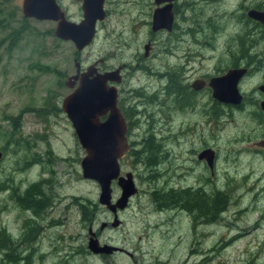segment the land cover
Masks as SVG:
<instances>
[{"label":"rangeland","instance_id":"374dc122","mask_svg":"<svg viewBox=\"0 0 264 264\" xmlns=\"http://www.w3.org/2000/svg\"><path fill=\"white\" fill-rule=\"evenodd\" d=\"M58 1L69 20L77 22L80 19L77 1ZM110 1L112 8L109 16L97 25L96 36L92 42L75 56V48L71 42L53 36L52 21L22 17L21 0H0V229H3L8 237L6 241H0V247L6 248H1L0 252L9 250L12 256H15L14 262L8 263L5 257L0 255V264H131L127 257L115 256L111 260L90 254L82 256L80 252L75 251L84 243L82 236L88 227L86 223L94 217L96 224L93 227L96 228L101 220H111V214L96 202L97 183L80 176L78 161L83 155V150L69 121L62 111L52 109V106L57 104L60 107L62 96L70 92V88L64 87L62 83L67 76L74 73V59L81 67L104 55L117 60L140 48L145 40L148 25L135 28L137 21L143 18L149 0ZM224 8V11H216L210 5L201 9L197 5L190 13L203 12V17L191 15L190 19L205 21V16L217 12L216 22L220 26L216 38L218 43L226 36L243 34L244 26L236 23L234 14L230 13L231 5L228 1ZM165 37L166 35L162 36L163 39ZM156 61L161 64L165 60L157 58ZM207 66L211 65L207 63ZM258 80L259 78L251 80L245 88ZM140 84L142 81L135 80L131 85L135 89L134 87ZM39 108L46 112L37 115L33 110ZM52 112L55 114H50ZM16 115H21L19 132L22 134L44 131V138L48 140L51 152L48 151V146L43 145L49 158H45L42 166L46 168L51 165L55 177L49 185H42L46 192L48 188L51 189L50 195L54 197L52 202L55 199L57 207L49 214L43 212L46 217L29 231H26V227L21 229L19 226L28 225L25 220L31 215L16 204L14 197L21 194L24 187L39 175L46 177L48 174L45 171L39 173L38 166L29 171L17 168L21 165V158L26 150L22 146L17 149L12 144L16 139L11 135L7 118ZM42 116L45 123L39 122ZM223 122L220 141L221 147L225 149L230 148L228 143L235 135L253 128V123H249V119L241 112H234ZM142 128L140 123L134 135L139 134L140 130L141 134L133 135L130 139L139 142L140 137L145 136ZM207 140L209 141L208 138ZM191 142L189 140L188 144L185 142L178 148H172L163 139L160 151L161 154L172 148L175 158L183 162L182 170L178 172L184 174L180 183L185 186L196 183V173L202 172L206 177H211L202 163L194 164L184 160L188 157L186 149L190 148ZM197 144V141H194V145ZM246 144L248 143L243 142L236 147L242 148ZM134 148L138 149L139 146ZM140 154L142 156V153ZM190 157L194 160V155L191 154ZM167 161L165 155L162 164L154 167L160 175L149 184L145 179V172L149 168L144 170L143 162L135 164L132 156L128 154L119 159L120 172L133 173L137 193L131 197L124 210L117 211L121 224L119 229L112 233L115 242L125 244L129 250L133 248L131 246H140L146 263H151L154 259L162 262L167 257L171 258L167 264H264V162L258 158L250 160L248 155L243 153L233 162H220L217 165L216 181H211L204 187L205 198L200 203L205 204V200L210 203L217 193L225 196L226 204L217 218L205 222L204 218L192 220L191 212L157 213L151 206L148 198L151 186L168 189ZM192 167L194 170L191 171ZM152 170L151 168L149 171ZM190 171L191 174L186 177L185 174ZM7 184L10 185L6 186ZM35 188L36 186L33 187ZM111 188V196L116 198L119 189L114 181ZM86 200L94 206L90 207ZM78 202L87 204L90 210L86 215L87 219L82 223ZM195 214L196 212L193 213ZM40 224L44 232L34 240V230ZM30 243L32 248L25 262L23 252L28 250Z\"/></svg>","mask_w":264,"mask_h":264},{"label":"flooded vegetation","instance_id":"af4514ba","mask_svg":"<svg viewBox=\"0 0 264 264\" xmlns=\"http://www.w3.org/2000/svg\"><path fill=\"white\" fill-rule=\"evenodd\" d=\"M75 1L79 3V20H81L82 0ZM227 1L231 5L230 13L234 14L237 24L244 26V30L243 34L226 36L218 43L216 38L218 37L220 26L216 22L217 12L205 16V21H202L190 19V16L203 17V12L201 14L190 13V10L195 9L197 5L200 6V9L203 6L210 5L216 11H224ZM55 2L63 11L64 17L69 20L59 1L55 0ZM164 4L165 2L155 4L154 0H149L148 8L144 12L143 18L141 17L137 21V27L135 28L138 29L139 26L142 28L148 25L145 31V40L140 48L129 52L127 57L112 60L110 59L111 57H107L108 55H104L92 60L85 67H81L79 62L74 59L73 66L76 61L79 64L80 72L86 70L90 65L98 73L115 71L113 78L117 79V82L108 81L107 84L115 86L116 107L125 123L128 150L123 157L128 154L132 156L135 164L141 163L140 153L145 148V142L148 139L149 144L152 143L154 149L156 151L159 150L155 168L162 164L164 156L167 155L166 181H168V189L175 191L183 189L198 190V193L201 192L202 197L205 198L204 187L207 186V183L210 184L211 181H216L215 171L220 162L228 164L243 153H246L250 160L258 158L264 162V144H262L264 140V0H239V2L237 0H171L169 1L171 13L169 29H153L152 13L156 8ZM110 8H112L110 0H101L103 17L95 20L94 34L89 43L96 36L97 25L105 17L109 16ZM249 10L260 12L262 20L248 16L247 12ZM145 16L150 20H145ZM189 21H191L190 24H188ZM53 23L52 34L56 24L55 22ZM143 23L144 25H142ZM163 35H166L165 39L162 38ZM53 36L60 40L71 42L54 34ZM109 37L111 36L109 35ZM88 44L80 50H76L74 47L75 56H78L79 51ZM157 58H164V63L159 64L156 61ZM207 63L211 66L208 67ZM232 71H237L238 73V76L235 75V78H233V82L239 95V100L237 102L234 100H219L212 95L210 84L214 79ZM255 78H259V80L252 86L245 88ZM135 80L142 81V84L133 89L131 84ZM62 84L64 86V81ZM52 109L57 111V105L55 108L52 106ZM33 111L37 115L46 112L40 108ZM234 112H241L245 118L249 119V123H253V128L238 136L235 135L228 143L230 148L225 149L221 147L220 132L224 123L223 120L230 118ZM50 114L55 113L52 112ZM20 116L16 115L7 118L11 127V135L15 136L16 139L13 140L12 144L17 149L22 146L26 150V153L21 158L22 163L17 168L29 171L32 167L38 166L39 173L45 171L48 174L46 177L39 175L38 178L32 180L24 187L21 194L14 197L16 204L31 215L30 217L27 216L25 220L28 225L23 226L21 224L19 226L21 229L26 227V231H29L33 230V226L38 221L46 217L43 216V212L49 214L53 208L57 207V202L55 199L52 202L54 197L50 195L51 189L48 188L46 192L43 190L42 185H49L48 183L55 178L51 165L46 168L42 166L47 157V151L43 145L48 146L49 142L44 138L43 130L24 134L19 132ZM103 118L101 117L100 119L102 120ZM39 122L45 123L43 116L39 119ZM140 123L143 125L142 131L145 136L142 135L140 141L136 142L130 137L135 134V130L139 128ZM140 134L141 130L139 134L136 133L134 136ZM163 139L172 148H178L179 145H183L185 142L188 144L189 140H191L190 148L186 149L188 157L184 158V160L192 161L194 164L202 163L209 171L211 177H206L202 172L196 173L194 174V182H196H193L194 185H182L180 181L184 174L178 171L182 170L183 162L175 158L172 148L160 154ZM194 141H197L198 144L194 145ZM21 142L22 144H20ZM243 142L248 144L242 148L236 147V145ZM136 145L139 146L138 149L134 148ZM206 148L211 150L210 166L204 157H197V154ZM48 151L51 152L49 146ZM191 154L194 155V160L190 157ZM154 158L151 157V161H154ZM192 170H194V167H192ZM191 171L185 176H189ZM8 185L10 184L6 186ZM34 186H36L35 189H33ZM87 202L90 207L94 206L86 200ZM82 205L83 211L81 210L80 223L87 219L83 215L85 209L87 212L88 206L83 203ZM184 211L176 210L174 213ZM108 213L110 215L109 211ZM110 216L112 217V215ZM109 219L101 220L98 223L99 225L102 222L106 223L102 228H99V225L94 228L93 226L96 224L94 221L96 220L92 217L86 223L88 227L86 228V233L82 236L84 243L80 247L78 246L75 251L80 252L82 256L90 254L98 257H107L111 260L115 256L127 257L131 264H167L170 262L171 258L166 257L162 262L159 259H154L151 263H146L140 246H131L133 248L130 247L131 250H129L125 244L116 243L112 233L119 229L121 223L112 227L109 225ZM31 222H34L33 225L28 227ZM42 228L41 224L36 227V230H34L36 235L32 239L35 240L37 236L43 234L44 228ZM89 230L99 244L114 245L120 249L108 254L90 252L86 246ZM104 234L105 236H103ZM30 248H32L31 243L28 250L23 252V261L25 262L29 258ZM136 251H138L137 254Z\"/></svg>","mask_w":264,"mask_h":264},{"label":"water","instance_id":"95a60500","mask_svg":"<svg viewBox=\"0 0 264 264\" xmlns=\"http://www.w3.org/2000/svg\"><path fill=\"white\" fill-rule=\"evenodd\" d=\"M169 1L171 0H154L155 4L162 2L165 4L152 13L153 29H169L171 21ZM81 11L82 18L76 23L64 17L63 11L55 0H21L20 2L22 17L55 22L53 34L61 39L70 40L76 50H80L91 41L94 34V22L103 17L101 0H82ZM247 15L262 20L260 12L249 10ZM74 67V74L64 81V86L71 90L62 96L60 109L69 121L77 142L83 150V155L78 161L80 176L97 183L96 202L110 212L112 217L109 225L114 227L120 224L117 211L125 209L129 198L137 193L132 173L129 171L121 173L118 163L127 152L128 146L125 123L116 107L115 86L107 84L108 81L117 82V79L113 78L115 71L98 73L90 65L80 72L76 61ZM235 75L238 76L237 71H232L214 79L210 84L212 95L219 100L237 102L239 95L233 82ZM101 117L104 118L101 120ZM197 157H204L210 166V149L202 150ZM113 181L119 189L115 199L111 196ZM105 224L102 222L99 228ZM86 246L94 254H108L120 249L114 245L99 244L90 230Z\"/></svg>","mask_w":264,"mask_h":264},{"label":"trees","instance_id":"16d2710c","mask_svg":"<svg viewBox=\"0 0 264 264\" xmlns=\"http://www.w3.org/2000/svg\"><path fill=\"white\" fill-rule=\"evenodd\" d=\"M55 108V106H53ZM60 107L57 104V112H60ZM154 145L152 143L149 144L148 139L145 142V148L141 151L142 156H141V162L144 164V170L146 168L148 169L145 172V179H147L148 183L150 184L151 182H154L158 176L160 175L158 171H155L154 167L156 164V158H157V153L159 152L156 151L153 147ZM136 155V154H135ZM151 157H155L154 161H151ZM151 168L153 169L152 171ZM158 172V173H157ZM203 195L201 192L198 193V190H188V189H183V190H172V189H165L164 187H153L148 191V198L151 206H153L156 210L155 212H167L170 211L171 213L176 211V210H185L187 212H191V219L195 220V218H204L203 220L206 221H211L219 215V213L224 210L225 204H226V199H224V195L220 194L218 195L217 193L215 194L214 198L211 200L209 203L207 200L205 204H201L200 202L204 198L202 197ZM220 199V200H218ZM81 202V201H80ZM224 204V205H223ZM78 206L80 210L83 211V205L82 203L78 202ZM90 210L88 209L83 215L86 216ZM193 215V213H195ZM8 237L4 233L3 229H0V241L1 240H7ZM5 248V247H0ZM6 249V248H5ZM0 255L5 257L6 261L8 263H13L15 256H12L11 252L9 250L7 251H2L0 252ZM2 258H0L1 260Z\"/></svg>","mask_w":264,"mask_h":264}]
</instances>
